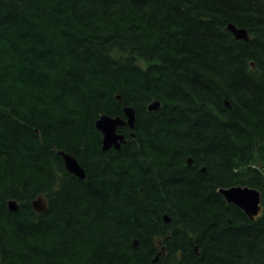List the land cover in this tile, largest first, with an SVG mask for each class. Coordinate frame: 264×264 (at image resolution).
<instances>
[{
  "label": "trees",
  "instance_id": "obj_1",
  "mask_svg": "<svg viewBox=\"0 0 264 264\" xmlns=\"http://www.w3.org/2000/svg\"><path fill=\"white\" fill-rule=\"evenodd\" d=\"M0 264H264V0H0Z\"/></svg>",
  "mask_w": 264,
  "mask_h": 264
},
{
  "label": "water",
  "instance_id": "obj_2",
  "mask_svg": "<svg viewBox=\"0 0 264 264\" xmlns=\"http://www.w3.org/2000/svg\"><path fill=\"white\" fill-rule=\"evenodd\" d=\"M227 29L232 33L236 40H249V35L246 29L238 28L232 23L228 25ZM226 105L228 108H232L228 101H226ZM160 107L161 103L155 101L149 105L148 110L150 112H155L159 110ZM124 115L125 119L121 117L113 118L108 115H103L96 122L97 130H99L103 135V151H109L112 148L120 150L122 144L127 142L125 136L119 133L118 129L125 125L129 126L132 130L135 128V110L132 107H125ZM132 136L135 137L134 134H132ZM59 154L63 158L65 168L69 173L80 179L86 178L85 170L73 155L66 152H59ZM188 164H192V159H188ZM218 192L225 198L228 204H233L240 208L251 220H255L262 213L261 194L254 188L236 186L221 188ZM33 206L35 210L41 214L46 210L47 202L42 196H39L35 201H33ZM8 208L11 212H17L19 204L16 200H9ZM164 221L166 223H170L171 219L168 216H164ZM134 244L136 246L138 243L135 242ZM158 257L159 255L156 257L155 261L158 260Z\"/></svg>",
  "mask_w": 264,
  "mask_h": 264
},
{
  "label": "flooded vegetation",
  "instance_id": "obj_3",
  "mask_svg": "<svg viewBox=\"0 0 264 264\" xmlns=\"http://www.w3.org/2000/svg\"><path fill=\"white\" fill-rule=\"evenodd\" d=\"M192 163H193V160H192Z\"/></svg>",
  "mask_w": 264,
  "mask_h": 264
}]
</instances>
